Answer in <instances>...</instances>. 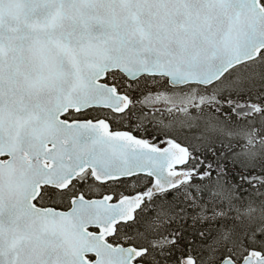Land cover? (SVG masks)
<instances>
[{
    "label": "snow or ice",
    "instance_id": "1",
    "mask_svg": "<svg viewBox=\"0 0 264 264\" xmlns=\"http://www.w3.org/2000/svg\"><path fill=\"white\" fill-rule=\"evenodd\" d=\"M258 118L264 0H0V264H264Z\"/></svg>",
    "mask_w": 264,
    "mask_h": 264
},
{
    "label": "flooded vegetation",
    "instance_id": "2",
    "mask_svg": "<svg viewBox=\"0 0 264 264\" xmlns=\"http://www.w3.org/2000/svg\"><path fill=\"white\" fill-rule=\"evenodd\" d=\"M233 140L240 145L239 162L250 164L257 156L264 158V120L258 118L254 126L241 121L233 129Z\"/></svg>",
    "mask_w": 264,
    "mask_h": 264
},
{
    "label": "rangeland",
    "instance_id": "3",
    "mask_svg": "<svg viewBox=\"0 0 264 264\" xmlns=\"http://www.w3.org/2000/svg\"><path fill=\"white\" fill-rule=\"evenodd\" d=\"M177 103H178V101H177Z\"/></svg>",
    "mask_w": 264,
    "mask_h": 264
}]
</instances>
